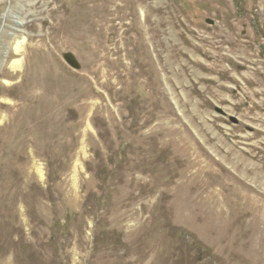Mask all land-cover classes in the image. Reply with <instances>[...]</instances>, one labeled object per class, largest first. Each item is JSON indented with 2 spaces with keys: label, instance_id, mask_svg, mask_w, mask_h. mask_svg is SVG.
I'll use <instances>...</instances> for the list:
<instances>
[{
  "label": "rangeland",
  "instance_id": "obj_1",
  "mask_svg": "<svg viewBox=\"0 0 264 264\" xmlns=\"http://www.w3.org/2000/svg\"><path fill=\"white\" fill-rule=\"evenodd\" d=\"M47 1L32 7L0 0V112L7 114L1 135L36 113L43 95L32 87L40 82L62 94L83 89L90 127L75 132L70 157H59L65 165L32 141L21 151L24 179L44 188L52 173L60 195L55 215L46 204L38 207V233L17 221L26 237L0 259L264 264V0H108L106 19L83 44L45 55L50 24L64 19L48 17ZM21 30L29 36L23 66L14 70L21 56L13 37ZM64 53L74 55L77 68ZM36 59L42 66L31 68ZM56 126L60 136L64 125ZM136 143L151 148L150 168L144 164L134 175L135 199L123 201L116 216L105 214L106 199L114 197L107 190L111 168ZM88 191L95 197L78 215ZM25 208L21 199L14 210ZM39 236L43 247L36 250Z\"/></svg>",
  "mask_w": 264,
  "mask_h": 264
},
{
  "label": "bare ground",
  "instance_id": "obj_2",
  "mask_svg": "<svg viewBox=\"0 0 264 264\" xmlns=\"http://www.w3.org/2000/svg\"><path fill=\"white\" fill-rule=\"evenodd\" d=\"M65 1H60L59 4L53 7H51V2L47 1V6L49 7L46 13L48 17L52 20L56 14L62 13L64 19L59 23L52 22L50 24L52 33L48 35L49 45L41 43L42 47H47L45 55L53 54L54 51H57L63 45L75 44V42L76 44H83L87 33L94 32L95 28L99 27L100 23L106 19V3L108 0ZM27 2L32 7L35 5V0H27ZM23 22L24 18H17L19 25L23 24ZM2 28H4V25ZM0 31L2 32V29ZM17 33L18 35L13 37L15 42L14 51L21 57L12 61L11 67L14 70H19L23 66L26 43L28 41L27 35L29 36V34L25 36L23 30ZM33 66L37 68V66H42V63H40L39 59H36L31 64V68ZM9 76H12V74ZM32 88L41 89L43 95L36 102V113H31L27 120L24 117L19 118L11 126V129L6 132L5 136L1 135L4 129L0 127V242L2 244H0V252L2 254L11 252L12 248L22 245L26 237L27 233H24L17 221L20 220L25 224L27 222L30 225L29 230H31V233H38L37 227L40 226L41 219H43L38 207L46 204L49 213L55 215V209H57L58 205L57 200L60 195L55 184L51 182L54 180L52 173L48 174L49 182L44 188L24 179L26 167L23 163L27 160L19 163L25 159V155L21 151L26 148L29 141H32L38 148H42L44 153L53 155V161L65 165V160L61 162L63 159H59V157L68 155L70 157L71 150L77 144L75 132L84 123L89 128L90 117L92 116H85L88 104L83 101L85 98H83L84 93L81 88L74 92L72 91L73 94L72 92L62 94L55 86L48 88L42 85L41 82L35 83ZM5 101L8 102L9 100L5 99ZM75 116H77V119ZM6 118L7 114L0 112V126H2V123L4 124ZM43 119L46 120L44 125L41 124ZM59 121L64 125L62 128L64 130L61 131L60 136L59 133L56 134V131L60 128L56 126ZM141 146L139 143L134 144L123 161L116 163L111 168L110 183L112 188L110 186L107 190L113 191L114 197L106 199L105 214L116 216L118 208L127 204L123 201L128 198L129 202H132L135 199L139 184L138 178L134 175L139 170L141 171L142 165L148 164L150 168L151 164V155L148 154L151 148L144 149L142 147V149ZM85 150L84 141H82L81 151L84 152ZM4 157L8 158L7 161H3ZM27 164L26 162V166ZM77 164H79L78 161ZM77 164L75 166H78ZM33 165L42 179L44 176L43 167L36 161L33 162ZM91 192L88 191L82 207L78 210V215H82L88 210L86 205L91 202V198L95 197ZM105 195H108V193H105ZM21 199L27 202V208H25V211L24 209L20 210L21 212L18 214V210L15 211L14 208L17 207ZM24 212L28 215V219L23 216ZM14 234L17 235V239H13ZM35 241L34 249L41 250L43 247L42 236L37 237ZM31 249L33 248L31 247ZM0 264H9V261L1 260Z\"/></svg>",
  "mask_w": 264,
  "mask_h": 264
},
{
  "label": "water",
  "instance_id": "obj_3",
  "mask_svg": "<svg viewBox=\"0 0 264 264\" xmlns=\"http://www.w3.org/2000/svg\"><path fill=\"white\" fill-rule=\"evenodd\" d=\"M63 59L68 65H70L73 68H77L78 65H79L77 60H76V58L71 53H64L63 54Z\"/></svg>",
  "mask_w": 264,
  "mask_h": 264
}]
</instances>
